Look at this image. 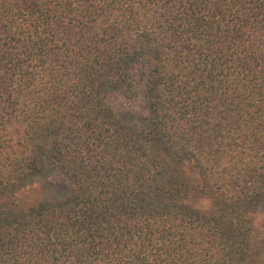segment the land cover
I'll use <instances>...</instances> for the list:
<instances>
[{"label": "trees", "instance_id": "1", "mask_svg": "<svg viewBox=\"0 0 264 264\" xmlns=\"http://www.w3.org/2000/svg\"><path fill=\"white\" fill-rule=\"evenodd\" d=\"M261 212L264 0H0V264H264Z\"/></svg>", "mask_w": 264, "mask_h": 264}, {"label": "rangeland", "instance_id": "2", "mask_svg": "<svg viewBox=\"0 0 264 264\" xmlns=\"http://www.w3.org/2000/svg\"><path fill=\"white\" fill-rule=\"evenodd\" d=\"M110 102L112 103V105L116 108L117 111L122 112V110H124L125 108L130 107L129 105L132 103H130L128 100H126V98L122 97V95H113L110 97ZM135 100L133 101V104H135ZM264 214H262V212L260 213L259 217L260 219H262ZM262 224V222H261Z\"/></svg>", "mask_w": 264, "mask_h": 264}]
</instances>
